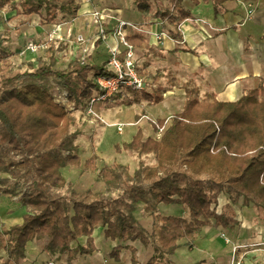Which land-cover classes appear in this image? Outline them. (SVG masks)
Segmentation results:
<instances>
[{
	"label": "trees",
	"instance_id": "obj_1",
	"mask_svg": "<svg viewBox=\"0 0 264 264\" xmlns=\"http://www.w3.org/2000/svg\"><path fill=\"white\" fill-rule=\"evenodd\" d=\"M130 1L143 29L157 20L173 39H183L181 25L192 17L185 0ZM191 1L211 3L219 14L235 0ZM80 10L78 0H0V12L37 15L42 25L68 23L79 17ZM126 38L137 50H152L144 32L131 31ZM47 52L48 61L13 72L10 60L15 54L0 48V174L10 176L1 178L0 185L15 186L0 188V193L19 195L16 188L23 183L20 204L27 209L20 224L0 233V252L6 257H0V264H20L34 240L44 252L67 255L69 263L79 255H93L97 251L93 233L98 228L104 229L106 239L140 241L151 248L146 264H174L171 256L179 241L187 239L192 246L213 222L229 229L238 225L234 212H217L222 194L229 196L228 209L240 202L253 204L264 221V81L235 102H221L214 93L201 97L197 86L189 83L183 111L170 118L160 139H144L140 130L131 142L117 145L138 158L133 174L120 164L99 167V156L92 154L83 163L84 171L95 174L107 192L115 194L108 196L77 190L62 169L82 166L75 113L85 112L100 93L97 77L113 73L79 59L55 69L59 49L52 46ZM126 90L125 105L142 101L158 105L164 100L162 88ZM56 93L63 94L62 99ZM150 155L153 164L143 159ZM140 204L152 219L151 230L135 215ZM159 204L180 205L185 215L165 216ZM82 237L87 243L72 248ZM123 248L115 247L110 256L119 260ZM132 252V263L138 264L136 249Z\"/></svg>",
	"mask_w": 264,
	"mask_h": 264
},
{
	"label": "crops",
	"instance_id": "obj_2",
	"mask_svg": "<svg viewBox=\"0 0 264 264\" xmlns=\"http://www.w3.org/2000/svg\"><path fill=\"white\" fill-rule=\"evenodd\" d=\"M184 4L192 12V17L181 25L182 44L177 45L171 40H165L161 44L149 37L152 50L147 52V70L157 72L159 60L170 62L168 71L164 70L163 73L166 74L165 77L171 75L170 80L174 81L170 82L171 88L162 90L164 100L158 105L147 102V106L141 109L140 113L127 117H123L122 111L109 110L105 106L98 107L103 117L109 119V123L116 128L115 133L105 127L103 139H98L93 144V150L99 158L102 152L106 155L108 161L104 165L116 163L113 159L119 151L127 155L126 151L118 149L117 145L131 142L140 130L144 139H160L161 137L157 138L158 121L167 119L166 130L170 125V118L183 111L186 90L191 89L189 83L197 86L201 97L214 93L221 102H235L246 90L258 88L261 81H264V0L229 1L224 5V12L219 14L215 13L211 3L202 2L195 5L191 0H185ZM249 9L253 10L250 17ZM67 27L65 25V28ZM152 27L157 28L156 25ZM107 41V44L98 43L95 51L89 52V48L86 50L90 62L99 65H102L103 60L108 62V46H117V42L113 37ZM77 47L76 45L74 48V54L77 53ZM137 51L136 49V54ZM74 54L65 67L57 69H65L75 60ZM86 56L83 58L86 59ZM63 57H56L55 66L61 65L60 59ZM164 80L167 82L169 78ZM159 82L160 77L156 73L149 89L162 88V85L158 86ZM178 100H181L180 106L177 105ZM119 124L123 125L121 132L117 128ZM125 124L130 129H125ZM118 138L115 145L109 144ZM127 162L117 163L127 165ZM20 197L21 195L0 193V233L22 222L27 209L21 206ZM229 205V196L222 194L216 204V210L218 213L234 212L238 225L229 229L213 222L203 228L192 246L187 239L179 241V248L171 256L174 264H234L235 261L241 264H264V221L258 218L253 204L243 206L240 202L228 209ZM158 210L165 216L185 215V210L180 205L159 204ZM143 213V204H140L135 215L137 217L140 214L142 217ZM145 217L149 220L148 225L143 224L138 217L137 219L146 229L151 230L152 219L147 215ZM93 238L97 251L90 256L79 255L70 263L67 255L49 254L42 251L37 241H31L20 264H133V248L136 249L138 264H146L152 256V249L145 247L140 241L106 239L103 228L96 229ZM86 243L87 237H82L72 244V248ZM117 246L124 247L119 260L110 256ZM0 257L6 258L3 252H0Z\"/></svg>",
	"mask_w": 264,
	"mask_h": 264
},
{
	"label": "rangeland",
	"instance_id": "obj_3",
	"mask_svg": "<svg viewBox=\"0 0 264 264\" xmlns=\"http://www.w3.org/2000/svg\"><path fill=\"white\" fill-rule=\"evenodd\" d=\"M78 1L81 3V10L79 11V17L68 23L56 25L57 27L58 26L59 27L58 28L55 27V29L50 25H48V27L46 25H45L46 27L42 25L41 19L37 15L32 16L31 18H27L25 16H15L16 15L15 12L12 13L8 11L0 12V48H5L7 50L13 51V53L15 54L10 60L11 70L13 72L27 69L30 63L38 64L41 60L44 59L48 61L46 53H48L47 51L52 46L56 49H59L57 57L64 56L62 59H60L61 65L58 64V66H55V69L59 67H65L67 65L69 59L74 54V48L76 45L78 46L77 47L78 50L77 53L74 54L75 55L74 59H79L81 61L85 60L86 62H90L86 56L87 55L86 50L89 48V52L95 51V48H97L98 43L107 44L108 42L107 40L110 37H113L115 39L120 50L123 49L122 45L117 39L118 36L116 35V29L118 28L120 21H128L136 25L142 24L140 14H138L135 7L132 6L130 0H78ZM162 2L165 4L164 0H162ZM85 8L86 9L89 8V9L85 10ZM96 11L103 13L105 15V19L97 22L93 16V13ZM1 18H4L5 20H2ZM65 25L68 27L65 28ZM130 30L132 31V29H127L126 32L129 33L131 32ZM101 31H103V33ZM101 33L106 36V39L98 38L100 35H102ZM79 35L85 38V42L77 41V37ZM31 43H41V45H44V49H41L37 53H31L28 50V45ZM98 53L101 52H97V54ZM85 56L86 59L83 58ZM159 61L160 63L156 66L157 72L156 70H152L149 72V70H147V62H148L147 52H144L142 50L137 51L136 54L137 70L140 72V74L143 77L147 78L149 85L153 80V76L157 73L158 77H160V82L158 86L162 85V90H166L171 88L170 82L174 81L173 79L170 80V78L172 77L170 74H169L170 76L165 77L164 75L166 74L163 73L164 70L165 72L168 71L170 62L167 61L163 62V60H159ZM101 64L104 65L105 67H108L107 60L101 61ZM165 78H169V80L165 82L164 80ZM53 91L56 92V89H54ZM55 96L57 97V99H62L61 97L63 96V94L56 93ZM128 96L129 93L125 89L121 94L118 95L117 101L115 100L110 103L98 104L94 108V110L95 112L97 111L99 113V116L102 117L101 119L97 116H94L93 114H89L87 110L85 112H81L79 110L75 113L79 121L77 130L80 134L76 142L80 146L79 154L82 158V166L80 168L65 167L62 169V173L63 176L69 182H72L74 184V187L77 190L92 189L93 191L96 192L105 193L108 196L115 195L114 193L107 192L106 186L103 184V182L97 179L95 174L85 172L83 163L87 158L91 157L92 154L95 153V151L93 150V144L98 139H100V141L103 139L102 136L104 135L105 127L109 128V130L114 131L116 133V128L109 123L108 121L109 119L106 120L103 117L104 115L101 114V112L98 110V107L100 108L101 106H105L109 110L122 111L123 117H127L128 115L133 116L134 114L140 113L141 109L147 106L146 101H142L140 104L125 105L123 103V99ZM64 103H66V101ZM180 104H181V100H178L177 105L180 106ZM86 114L87 116H91V117L89 118L85 116ZM167 124L169 125V122ZM125 126H126L125 129H130L128 125L125 124ZM157 135H158L157 138H159L160 135L158 134V132ZM108 139H110V137ZM117 140H119V138L112 140L111 143L109 144L111 146L115 145ZM106 144L107 141L105 140L104 145ZM126 154L127 155L123 154L126 161L122 163H126L128 161L127 165L120 164L117 162L114 164H120L125 167H128L130 173L133 174L138 167L139 160L135 155L129 154L127 152ZM105 156L106 155L102 152L100 161L98 162L99 167L103 166L104 164H106V161H108ZM143 159H145V161L148 164L155 163V160L151 155L144 157ZM9 177L10 176L7 174H2V173L0 174V179L9 178ZM6 186L8 188L9 187L15 188L13 184L0 185L2 189L6 188ZM22 186L23 183H20L16 188V191L19 193V195L22 193ZM137 217L143 224L148 225L147 223H149L148 222L149 220L145 219L146 217L144 213L142 217L140 214H138Z\"/></svg>",
	"mask_w": 264,
	"mask_h": 264
},
{
	"label": "built area",
	"instance_id": "obj_4",
	"mask_svg": "<svg viewBox=\"0 0 264 264\" xmlns=\"http://www.w3.org/2000/svg\"><path fill=\"white\" fill-rule=\"evenodd\" d=\"M253 14V10H248V17ZM94 18L97 22L105 19V15L101 12H94ZM157 28H149L147 30L143 29L140 25L132 24L128 21H120L118 28L116 29L117 39L122 45L123 49H119L117 46H108V69L113 73L109 76H99L97 77V84L100 89V93L94 97L89 104L87 109L89 114H93L101 119L98 113L95 112L94 108L98 104H105L115 101L117 95L121 94L123 90L129 88L134 91H144L149 88L148 80L143 77L136 67V49L127 40V29H132V31H141L149 35V37L154 38L158 43H163L165 40H171L177 45L182 44L181 40L173 39L168 32L165 30L163 23L161 21H154ZM54 29L57 27L53 25ZM59 27V26H58ZM57 27V28H58ZM131 31V30H130ZM103 33V31H101ZM101 33V34H102ZM99 39L105 38V35H100ZM53 39V38H52ZM78 42H85V38L81 35L77 37ZM41 49H44V45L41 43H31L28 45V50L31 53H37ZM85 62V60L83 61ZM118 131H122L123 125L119 124L117 126ZM165 131V126L158 127V134L160 137ZM159 137V138H160ZM49 264H54L50 262ZM234 264H241L235 261Z\"/></svg>",
	"mask_w": 264,
	"mask_h": 264
},
{
	"label": "bare ground",
	"instance_id": "obj_5",
	"mask_svg": "<svg viewBox=\"0 0 264 264\" xmlns=\"http://www.w3.org/2000/svg\"><path fill=\"white\" fill-rule=\"evenodd\" d=\"M123 152L122 151H119L116 158L113 159V162H124L126 161L125 157L123 156Z\"/></svg>",
	"mask_w": 264,
	"mask_h": 264
}]
</instances>
